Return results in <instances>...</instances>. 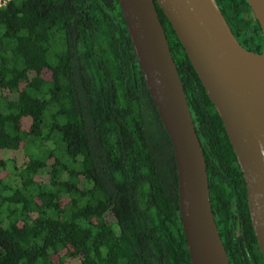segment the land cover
<instances>
[{
  "label": "trees",
  "instance_id": "obj_1",
  "mask_svg": "<svg viewBox=\"0 0 264 264\" xmlns=\"http://www.w3.org/2000/svg\"><path fill=\"white\" fill-rule=\"evenodd\" d=\"M217 1L232 31L250 36L240 42L261 52L248 2ZM157 10L204 149L230 263L264 264L224 123ZM52 133L60 145L45 157L29 151L31 140ZM9 162L21 178L15 188L3 183ZM0 264H192L172 142L118 0L0 7Z\"/></svg>",
  "mask_w": 264,
  "mask_h": 264
},
{
  "label": "water",
  "instance_id": "obj_2",
  "mask_svg": "<svg viewBox=\"0 0 264 264\" xmlns=\"http://www.w3.org/2000/svg\"><path fill=\"white\" fill-rule=\"evenodd\" d=\"M140 70L170 140L192 264H231L212 208L207 161L157 5L219 113L243 173L264 258V46L246 48L217 0H118ZM264 39V0H246Z\"/></svg>",
  "mask_w": 264,
  "mask_h": 264
},
{
  "label": "rangeland",
  "instance_id": "obj_3",
  "mask_svg": "<svg viewBox=\"0 0 264 264\" xmlns=\"http://www.w3.org/2000/svg\"><path fill=\"white\" fill-rule=\"evenodd\" d=\"M48 118L50 119V115H48ZM48 126L49 125L45 126V129H44L45 134H47L50 130ZM58 139L59 137L56 133H52V137L49 139L45 137L41 138V140L33 139L29 142L28 149L34 155H37L39 157H45L52 149H55L58 145H60V143L58 142ZM7 171L9 175L5 177L3 183L12 188L18 187L21 183V178L19 175V171L14 167L13 162L8 163ZM44 172H46V170H44ZM64 177L66 176L64 175Z\"/></svg>",
  "mask_w": 264,
  "mask_h": 264
},
{
  "label": "flooded vegetation",
  "instance_id": "obj_4",
  "mask_svg": "<svg viewBox=\"0 0 264 264\" xmlns=\"http://www.w3.org/2000/svg\"><path fill=\"white\" fill-rule=\"evenodd\" d=\"M252 18V20H253V22H254V26H255V28H257V23H258V21L256 20V18H255V16H253V17H251ZM236 29H233V32L235 33V35L237 34L236 33ZM261 35H262V37H263V34H262V30H261ZM237 37H238V39L241 41V42H243V43H245L246 42V39H248V38H250V36H246V37H244L243 36V34L241 35H236ZM258 36L260 37V34L258 33ZM264 40V39H263ZM257 49V48H256Z\"/></svg>",
  "mask_w": 264,
  "mask_h": 264
},
{
  "label": "built area",
  "instance_id": "obj_5",
  "mask_svg": "<svg viewBox=\"0 0 264 264\" xmlns=\"http://www.w3.org/2000/svg\"><path fill=\"white\" fill-rule=\"evenodd\" d=\"M9 0H0V7H3L7 4Z\"/></svg>",
  "mask_w": 264,
  "mask_h": 264
}]
</instances>
